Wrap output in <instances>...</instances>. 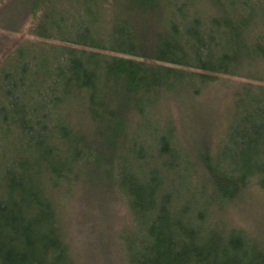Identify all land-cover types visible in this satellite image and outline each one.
I'll list each match as a JSON object with an SVG mask.
<instances>
[{"label":"trees","instance_id":"16d2710c","mask_svg":"<svg viewBox=\"0 0 264 264\" xmlns=\"http://www.w3.org/2000/svg\"><path fill=\"white\" fill-rule=\"evenodd\" d=\"M13 1L0 8L1 22L21 26ZM27 1L21 10L41 11L31 31L36 40L0 37V264H79L62 207L69 192L96 184L89 177L112 160L118 180L113 169L106 175L125 192L131 228L140 235L138 243L129 239L133 233L125 241L131 264H264L255 236L210 216L225 210L248 181L264 188V92L256 91L250 110L238 114L226 136L230 149L221 144L208 155L200 148L182 153L169 125L139 121L130 133L117 112L101 109L111 84L122 102L154 97L171 81L174 88L220 75L263 80L264 0ZM110 4L114 17L131 14L136 25L148 21L146 27L76 25L92 6L107 13ZM84 101L92 115L101 109L94 117L103 124L88 135L73 111ZM107 151H118L108 163ZM201 168L198 190L187 181ZM202 191L207 195L199 197Z\"/></svg>","mask_w":264,"mask_h":264},{"label":"rangeland","instance_id":"374dc122","mask_svg":"<svg viewBox=\"0 0 264 264\" xmlns=\"http://www.w3.org/2000/svg\"><path fill=\"white\" fill-rule=\"evenodd\" d=\"M9 1L4 0L0 3V8ZM11 5L15 6L16 11H22L20 18L22 25H3L2 17H0V37L9 36L16 43L29 39L36 40L31 35V31L41 11L34 14L29 9L21 10L23 7H28L27 0H14ZM91 14L83 13L82 17L77 19L76 25L95 30H107L117 24V27L126 25L140 31L148 23L145 21L144 24L136 25L131 14L121 16V20L117 16L114 17L111 4L107 13L92 6ZM104 53L110 56L118 55L109 51ZM173 82L155 92L154 97H151L153 101L151 100L152 102H148L149 104L145 106H143L144 102L151 98L129 97L128 101L119 102L116 94H111L113 84L110 83V90L109 88L103 90V95L106 94L105 107H96L117 112L130 133L134 132L139 125H150L151 128L155 125L159 127L169 125L181 139L182 153L185 154L188 151L194 155L200 148L208 155V153L214 154L221 144L225 150L230 149L226 136L229 137L230 128L237 121L238 114L241 111L250 110L247 106L253 95H256V91L264 92V79H248L244 76L220 75L208 83L187 82L188 85L176 84L174 88ZM116 91H120L119 88H116ZM87 106V101H84L81 103L82 108L73 109V111L76 123L88 135L92 131L96 133L103 124L94 117V113L100 112L101 109H93L92 115L88 112ZM94 118L95 121H93ZM138 122L139 125H137ZM222 148L219 151L220 158L226 156L222 153ZM95 149V159L100 163L104 159L101 147H95ZM231 151L232 154L235 152L233 147ZM117 152H106L107 163L110 157L116 158ZM117 166L118 162L112 160L111 164L103 166L101 174H92L88 179L97 183L107 181V186L101 187V184L92 183V187H84L85 189L75 190L74 188L75 191L69 192L65 199L61 212L64 230L79 264H131L125 246L126 238L133 233L132 238L129 237V239L136 243L140 241V235L135 234L137 231L131 228L133 215L127 206L125 192L118 188L117 183L114 185L110 176L106 175V171L113 169L116 179L119 174ZM239 174L238 171L235 173L236 176ZM204 176L205 171L201 168L195 175L191 173L187 182L199 190L204 183ZM174 184L181 186L179 180H176ZM201 193L204 196L207 195L202 191L198 194L199 197H203ZM210 216L211 218L217 216V223L219 222L224 228H239L252 239L256 237V243L264 250V188L255 182V179L248 181L247 186L242 188L241 195L235 198L225 210L213 209Z\"/></svg>","mask_w":264,"mask_h":264}]
</instances>
